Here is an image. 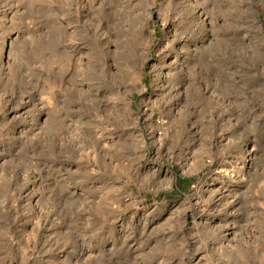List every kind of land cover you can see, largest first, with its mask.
Listing matches in <instances>:
<instances>
[{
  "label": "rangeland",
  "instance_id": "obj_1",
  "mask_svg": "<svg viewBox=\"0 0 264 264\" xmlns=\"http://www.w3.org/2000/svg\"><path fill=\"white\" fill-rule=\"evenodd\" d=\"M0 264H264V0H0Z\"/></svg>",
  "mask_w": 264,
  "mask_h": 264
},
{
  "label": "trees",
  "instance_id": "obj_2",
  "mask_svg": "<svg viewBox=\"0 0 264 264\" xmlns=\"http://www.w3.org/2000/svg\"><path fill=\"white\" fill-rule=\"evenodd\" d=\"M185 182H186V183H185V185H186V186H188V182H187V181H185ZM180 185L182 186V185H183V183H182V184H180Z\"/></svg>",
  "mask_w": 264,
  "mask_h": 264
}]
</instances>
